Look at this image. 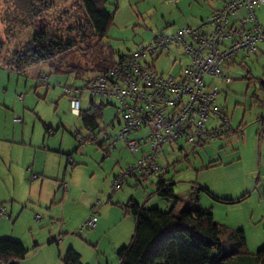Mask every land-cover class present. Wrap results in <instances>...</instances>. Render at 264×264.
<instances>
[{
  "label": "rangeland",
  "instance_id": "rangeland-1",
  "mask_svg": "<svg viewBox=\"0 0 264 264\" xmlns=\"http://www.w3.org/2000/svg\"><path fill=\"white\" fill-rule=\"evenodd\" d=\"M180 1L118 0L113 22L103 38L107 55L115 58L127 54L156 34L171 33L185 17L195 16L202 9L200 0H184L177 9ZM106 9L111 10L109 6ZM256 13L264 26V4ZM37 33L46 35V43L64 45L61 50L54 47L52 64L58 69L74 70L51 74V84L60 81L77 87L85 85L97 72L93 68L98 63L95 61V48L99 49L96 46H100V42L88 36L92 35L90 26L77 0H0V96L7 98L8 108L15 107L7 114V121L4 117L0 120L7 130H16L15 135L7 133L5 138H14L20 143L22 132L17 127L23 125H27V134L32 125L55 129L56 132L50 135H56V148L60 144L62 152L69 155L79 150L78 154H72L75 163L68 162L66 176L68 180L73 168L79 170L75 177L80 185L78 193L65 199L64 207L71 219L63 220L60 205L63 189L59 186L61 176L48 182L49 191L38 188L34 197L29 199V183L22 178L23 170L18 166L23 150L19 149L14 154L10 165L9 161L4 163L0 160V205L6 208L9 215L8 218H0V238L19 240L29 249L28 255L19 264H63L64 255L57 256L62 240L73 235L83 240L87 233L96 231V228L87 226L80 230L84 226L83 216L89 210L97 211L98 219H105L103 233L117 224L116 232L122 237L133 234L135 227L132 216L122 208L130 198L147 208L162 210L169 209L173 200L156 194L155 175L143 182L142 187L140 184L136 186L133 178L128 176L123 189L118 190L125 191V197H115L111 189L113 174L121 167L134 163L139 154L131 153L123 144H119L110 156L103 151V145L117 134L119 128L113 101H106L101 110L98 128L93 131L96 141L85 145L79 143L75 131H79L82 137H87L90 131L82 125L78 115L71 112L68 97L59 98L58 88H50L45 94V86L39 85L30 75L42 68L44 72H49L51 62L39 63L24 74L7 72L3 65L9 62L13 53L24 49V45ZM257 48L262 53L243 52L244 58H241V53L232 58L235 61L229 67L224 66L223 75L232 79L229 83L222 78L206 79L217 86L219 95L216 103L228 115L231 129L200 146L183 140L166 144L158 158L161 165L167 166L164 179L173 183L175 194L185 197L193 185L208 190L209 193L204 190L198 192L201 207L211 210L214 220L225 228L242 229L249 254L264 247V43H259ZM154 66L158 72H178V65L172 67L170 57L155 60ZM8 76L11 77L10 82ZM19 95H23L24 99H20ZM81 98L82 109H89L88 93L85 92ZM94 102L95 105L101 103L100 100ZM25 108L28 121L23 118L22 123H13L12 116H22ZM141 130L142 136L149 131L148 128ZM86 146L90 150L84 152ZM32 160V157L23 158L25 169L32 165ZM55 192L57 197L53 199ZM109 195L111 201L108 202ZM65 225L69 227L67 231H63ZM121 229L125 230L121 233ZM99 236L100 233H97L96 238ZM107 242L104 239L101 245L107 246ZM90 248L85 246L82 249L83 264H96L97 257L101 264H106V261L108 264H119L117 260L113 261L112 253L107 256L101 248L98 252ZM50 251L53 258L47 259Z\"/></svg>",
  "mask_w": 264,
  "mask_h": 264
},
{
  "label": "built area",
  "instance_id": "built-area-1",
  "mask_svg": "<svg viewBox=\"0 0 264 264\" xmlns=\"http://www.w3.org/2000/svg\"><path fill=\"white\" fill-rule=\"evenodd\" d=\"M262 4L264 0H231L202 21L201 25L209 30L184 25L156 36L135 50L119 55L107 69L94 75L86 87L57 81L56 87L69 96L70 110L77 115L81 111L80 95L84 91L95 101L104 104L113 101L119 130L104 144L106 152L119 141L130 152L143 149L134 163L114 176L112 190L120 188L128 176L146 181L161 173L165 167L158 158L166 144L178 140L203 143L231 129L229 118L216 103L217 86L206 79L222 78L229 83L232 79L223 75L228 61L240 52L260 53L257 45L264 42V27L256 11ZM240 9L244 16L233 23ZM161 57H170L172 67L178 65L177 74L156 70L155 60ZM37 81L50 85L44 73L37 76ZM15 119L21 120L19 116ZM146 128L149 129L146 135L132 136L137 132L141 134V129ZM75 136L79 143L95 140L93 131L87 137L75 131ZM3 216L6 211L0 207V217ZM96 223L97 211L86 219L82 228L95 227Z\"/></svg>",
  "mask_w": 264,
  "mask_h": 264
},
{
  "label": "trees",
  "instance_id": "trees-1",
  "mask_svg": "<svg viewBox=\"0 0 264 264\" xmlns=\"http://www.w3.org/2000/svg\"><path fill=\"white\" fill-rule=\"evenodd\" d=\"M77 1L81 4L90 26L92 35L89 34L88 36L97 38V41L100 42V46H96L99 49L95 48L97 53L95 61L98 63L93 68V71H97L95 72L97 74L107 69L117 58L107 55L103 38H105L108 28L113 22L118 0ZM229 1L231 0L225 1L223 5ZM173 2H177V0H173ZM106 6H109L111 10L108 11ZM63 46L46 43V35L37 33L24 45V49L13 53L9 62H6L5 65L14 72L21 74L39 63L51 62L54 56L52 53L54 47L61 50L64 48ZM51 64L52 62L49 65ZM49 68L52 69L54 74H61L63 71H74L58 69L54 64ZM90 73L91 71L88 74ZM87 85L88 80L83 87ZM85 92L87 91L83 93ZM20 96L23 97L19 95V98ZM89 101L90 108L87 110L81 109L78 116L85 127H89L91 131H94V128L97 127V120L101 118L102 104L104 103L95 105V100L90 97ZM113 106L115 105L113 104ZM15 117L14 121H23L20 116V121L16 120ZM49 130L51 128L46 126V131ZM200 144L194 143L193 145L200 146ZM125 148L127 149L126 146ZM140 156L141 154L138 158ZM69 162L73 164L72 158H69ZM165 169L166 167L161 173L155 175L157 178L155 182L156 194L164 199H172L173 204L169 209L162 210L158 207L147 208L132 199L122 207L134 219L135 227L130 241L116 251L119 264H264V247L253 254H249L246 252L245 234L242 229L225 228L224 225L214 220L211 210L201 207L198 192L204 190L209 193L207 189L193 185L185 197L177 195L173 190V183L164 179L163 172ZM153 176L146 181L151 180ZM134 178L137 184L142 185L143 182H146ZM126 181L127 177L121 187L114 189V191L121 189ZM61 187L66 189L68 183L63 181ZM8 217L6 211V216L0 218ZM28 252L29 249L19 240L8 237L0 238V264H19L22 259L26 258ZM62 260L63 264H83L79 252L74 248H68Z\"/></svg>",
  "mask_w": 264,
  "mask_h": 264
},
{
  "label": "crops",
  "instance_id": "crops-1",
  "mask_svg": "<svg viewBox=\"0 0 264 264\" xmlns=\"http://www.w3.org/2000/svg\"><path fill=\"white\" fill-rule=\"evenodd\" d=\"M225 1H227V0H200V3L202 2V9L199 10V13L197 15H195V16H187V17H185L184 21L181 24H179L180 26L177 27L175 30L179 29L180 27H182L184 25H188V26H191V27H201L203 30H209L208 27L201 25L202 24V21L208 15H210L211 12L214 9L220 8ZM183 2H184V0H181L180 2H178V5L176 6V8L177 9H180V7H181V5H182ZM175 3H177V2H175ZM243 16H244V11L242 9H240V11L238 12L237 16L232 19V22L233 23H236ZM257 19L259 21L258 15H257ZM174 24L175 23L173 22V25ZM177 25H175V27ZM260 25H261V23H260ZM262 27H264V26H262ZM161 34H163V33L156 34L155 36L161 35ZM154 37H152L150 40H152ZM150 40H148V41H150ZM259 43H264V42H259ZM241 53H243V52H240L237 56H239ZM260 53H262V52L260 51ZM243 57H244V53H243V55H241V58H243ZM233 61H235V59H232L231 62L229 64H227L225 67H229ZM3 66L5 67V69L7 70V72H9V73L16 74V75H19L20 74V73H16L13 70L9 69L6 65H3ZM31 68L32 67L28 68L27 70H30ZM24 73H21V74H24ZM43 73L48 75V82L50 81V75L51 74H54L53 71H52V69L49 68V72H44V69L42 68V69L33 71L30 75H31V77H33L37 81V76L39 74H43ZM95 74L96 73H94L92 76H94ZM10 79H11V77L8 76V81L9 82H10ZM89 79H88V81H89ZM17 80H19V78H17ZM37 83H38V81H37ZM55 84H51L50 83V85H48V86L43 85V84H39V85H41L43 87L45 86V88H46L45 89L46 90V93L45 94H48L47 91L50 88H56V89L58 88V90L59 89L61 90V91L59 90V92H60L59 98L66 96L69 99V96L63 93V89L62 88H59V87H56ZM63 84L69 85V86L71 85L73 87H77V86H74V85H72L70 83H63ZM83 94L84 93H82V95ZM82 95H80V97ZM23 99H24V97H22V100ZM6 100H7V98L4 97V95H1L0 96V119H2L4 117L5 118V121H7V118H8V115L7 114H9L11 111H13L12 109H15L14 106H12V108H8L6 106V102H5ZM69 104H70V99H69ZM102 105L104 107L106 104H102ZM81 109H82V98H81ZM27 114H28V112H27V109L25 108L24 109V112L22 114L23 117L22 116H20V117L22 119L23 118L24 119L26 118V120L28 121ZM15 116H17V115L14 114L12 116L13 123L14 122L15 123L17 122V121H14V117ZM101 116H102V114H101ZM226 116L228 117L227 114H226ZM41 122H42V120H41ZM44 126H45V129L42 126L36 127L35 125H32L31 131H30L29 134L26 133V127H27V125H23L21 127H17V129H20L21 132H22V134H21L22 135L21 136V142L18 143V142H15L14 138H11V139L5 138V137H8V136H6L7 133H11L12 135H15L16 134V130H15V128H12L10 131L7 130V128L4 126V124L0 120V160H2L3 162L4 161H9V165H10V162H11V164L13 162L14 154L16 155V153L18 152L19 149H22L23 150V154L20 157L18 166H19V168H21L23 170L22 175H21L22 178L25 180V182L29 183V197H28L29 199L34 197V195H35V193H36V191H37L38 188H41V189L42 188H46L49 191V188H51V187L49 186L48 182L50 180H56L58 177L61 176V180H59L60 181L59 186L61 187V183L63 181H65V182L68 183V187L66 189H63L61 187V189H63V194L60 197V200H61L60 205L63 208L62 219L63 220L64 219L70 220L71 218L66 213V210H65V207H64V202H65V199L68 196L75 195L79 191V188H80V185H78V180L79 179H77L75 177L76 171H79V170L73 168L71 170V174L68 177V180H67L66 173L68 172V162H69V158H73V165H74L75 159H74V156L73 155H74V153L75 154H78V151L79 150L76 149L70 155L63 153L62 152L63 149L61 148V145L60 144H59V147L56 148V143H57V139L55 138L56 135H50V134H54L56 131L53 130V129H51V130H49L47 132L46 131V125H44ZM85 128L88 129L89 131H91V129H89V127H85ZM97 128H98V125H97V127L94 128V130H96ZM118 130H119V128H118ZM76 132L80 134L79 131H76ZM139 135H140L139 132H137V133H134L132 136H139ZM96 139H95V141H96ZM86 143H88V142H85V143L83 142V144H85V145H86ZM119 144H123L124 145L123 142H118L116 144V146L109 153L106 152L107 154H109L108 156L111 155V153H112L113 150L117 149L116 147ZM124 147H125V145H124ZM92 149L95 150L94 148H92ZM83 150L85 152V151H89L90 149L86 146V147H84ZM142 150L143 149H141V150H139L137 152H134V154H139L140 155L142 153ZM103 151H105L104 148H103ZM162 152H163V149H162ZM24 157H32V159H33L32 160V162H33L32 165L30 167H27V169H25V166L23 165V158ZM66 157H67V159H66ZM70 163H72V162H70ZM25 165H27V164H25ZM164 167H166V169H167V166H164ZM122 169H123V167L120 168V170H122ZM166 169H165V171L163 173H165L167 171ZM80 174H81V171H80ZM115 174H113V176ZM113 176H112V178H113ZM131 178H133V180L135 179L134 177H131ZM135 180H134L135 185L138 186V184H137V182ZM144 184H142L140 186L142 187ZM122 189H123V187L121 189H119V190H122ZM116 191L112 190L113 193L115 192V197H118L120 199L122 197H125V195H126V192L125 191H120L121 193H123V195L118 190H116ZM129 195L130 194H127V196H129ZM56 197H57V192L54 193V198L53 199H56ZM109 197H111V196L109 195L107 197V201L108 202L111 201V199ZM112 197H113V194H112ZM131 197H132V195H131ZM131 200H132V198H130L127 202H129ZM123 201H125V199H123ZM1 206L2 205H0V207ZM92 213H93L92 210H89L88 212L85 213V215L83 216V218H84V224L86 222V219ZM127 215H129V214H127ZM104 220L105 219H103V218L102 219H98L97 218L96 226L95 227H91L93 229L96 228V231L91 232V233H87V236L83 240L82 239H79V238L77 239L75 237V235H73L71 237H68L66 239H63L62 242L59 245V252H58L57 256H59V258H60L62 255H64L66 253V251H67L68 248H74L76 251H78L81 254L80 257L83 258L82 249H84L85 246H86L88 248L92 247L93 250L96 251V252H98L99 249L101 248V249H103L102 250L103 253H105L107 256H108L109 253H112V256H113L112 259H113V261H116L117 260V258H116V251L122 245H125V243H127V241H129L131 239L132 233L127 234L126 236H123L121 234L122 237H120V235L117 234V232H116L118 230L117 227H115V226H117V224H115L114 226L110 227L107 230L106 233H103L102 232V229L104 228V226H103ZM82 227L83 226H81L80 230H83L84 229ZM67 228H69V227L65 225L63 231H67ZM99 230H100V232H99ZM124 230L125 229H121V233ZM97 233L98 234L100 233L99 238H96L97 237ZM112 235H113V237H112ZM104 239H107L108 240V242L106 244L107 246H102L101 245L103 243V240ZM53 241H55V240H53ZM79 242H81L84 245H81V243H79ZM61 245H62V248L60 247ZM61 249H62L63 254H61ZM113 253H115V255ZM48 257L49 258H47V259H52L53 258L52 251H50ZM45 260H46V258H45ZM117 262H118V260H117ZM96 264H101L99 257L96 258ZM106 264H108L107 261H106Z\"/></svg>",
  "mask_w": 264,
  "mask_h": 264
}]
</instances>
